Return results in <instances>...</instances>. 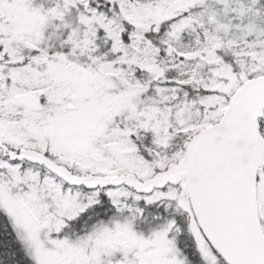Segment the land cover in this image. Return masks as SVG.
<instances>
[{"label": "snow or ice", "instance_id": "6c2138e0", "mask_svg": "<svg viewBox=\"0 0 264 264\" xmlns=\"http://www.w3.org/2000/svg\"><path fill=\"white\" fill-rule=\"evenodd\" d=\"M0 264H264V0H0Z\"/></svg>", "mask_w": 264, "mask_h": 264}]
</instances>
